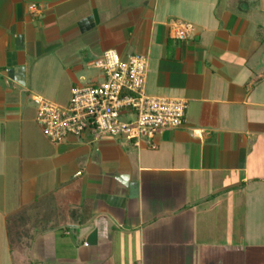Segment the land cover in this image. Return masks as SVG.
<instances>
[{
	"label": "crops",
	"instance_id": "1",
	"mask_svg": "<svg viewBox=\"0 0 264 264\" xmlns=\"http://www.w3.org/2000/svg\"><path fill=\"white\" fill-rule=\"evenodd\" d=\"M109 49L181 126L49 141L33 97L67 104ZM0 239L8 264H264V0H0Z\"/></svg>",
	"mask_w": 264,
	"mask_h": 264
},
{
	"label": "built area",
	"instance_id": "2",
	"mask_svg": "<svg viewBox=\"0 0 264 264\" xmlns=\"http://www.w3.org/2000/svg\"><path fill=\"white\" fill-rule=\"evenodd\" d=\"M35 15L38 8L29 6ZM172 38L192 37L193 26L179 20L168 24ZM94 66L102 73L100 82L71 89L67 104L33 97L37 122L44 136L53 143L68 135H89L92 140L122 138L136 146L141 142L155 147L154 139L164 130L181 126L186 101L146 94L147 58L140 54L121 57L106 50ZM77 174H80L78 172Z\"/></svg>",
	"mask_w": 264,
	"mask_h": 264
},
{
	"label": "rangeland",
	"instance_id": "3",
	"mask_svg": "<svg viewBox=\"0 0 264 264\" xmlns=\"http://www.w3.org/2000/svg\"><path fill=\"white\" fill-rule=\"evenodd\" d=\"M12 223H13V221L10 219V221H9L10 228L13 227ZM10 234H11V236H13L14 232L11 231ZM2 246L4 247V245H0V264H8V258H7V255H6L8 250L5 249V247L3 248Z\"/></svg>",
	"mask_w": 264,
	"mask_h": 264
}]
</instances>
